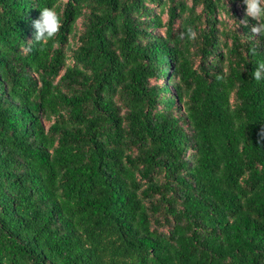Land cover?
I'll return each mask as SVG.
<instances>
[{
	"label": "trees",
	"instance_id": "1",
	"mask_svg": "<svg viewBox=\"0 0 264 264\" xmlns=\"http://www.w3.org/2000/svg\"><path fill=\"white\" fill-rule=\"evenodd\" d=\"M190 1L0 0V264H264V34Z\"/></svg>",
	"mask_w": 264,
	"mask_h": 264
},
{
	"label": "clouds",
	"instance_id": "2",
	"mask_svg": "<svg viewBox=\"0 0 264 264\" xmlns=\"http://www.w3.org/2000/svg\"><path fill=\"white\" fill-rule=\"evenodd\" d=\"M242 3L246 6V16L254 21L250 32L257 35L264 34V0H242ZM32 26L34 39L31 42L41 43L53 37L60 30L61 19L54 8L44 7L40 8L39 17L32 22ZM189 31L191 32V29ZM192 35L194 36L195 33L193 32ZM252 77L258 82L264 81V61L258 62Z\"/></svg>",
	"mask_w": 264,
	"mask_h": 264
},
{
	"label": "rangeland",
	"instance_id": "3",
	"mask_svg": "<svg viewBox=\"0 0 264 264\" xmlns=\"http://www.w3.org/2000/svg\"><path fill=\"white\" fill-rule=\"evenodd\" d=\"M187 4L190 5L191 1L187 0ZM228 5V9L229 11L235 10L237 12V16L236 19H232L230 16H228L225 12L221 11L218 15H217V19L219 20H223L224 24L226 25V27L229 28H233L236 25V20H241V16L246 14V6L241 5L240 3H237L235 5H232L231 3H227ZM155 11L157 13H160L161 16V21L163 24H165L167 22L168 16H167V12L166 10L161 13L159 7H155ZM231 13V12H230ZM179 25V22L177 21V23L175 24L174 28L177 29ZM165 31L164 27H161L159 29H157L155 31V33H160L161 35H163Z\"/></svg>",
	"mask_w": 264,
	"mask_h": 264
}]
</instances>
